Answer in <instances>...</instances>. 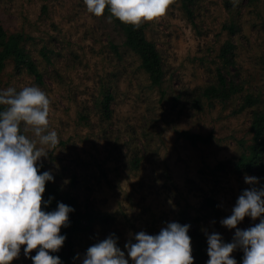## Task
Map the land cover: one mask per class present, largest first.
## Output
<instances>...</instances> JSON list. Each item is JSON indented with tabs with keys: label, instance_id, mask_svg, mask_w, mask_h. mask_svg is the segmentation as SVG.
Listing matches in <instances>:
<instances>
[{
	"label": "rangeland",
	"instance_id": "374dc122",
	"mask_svg": "<svg viewBox=\"0 0 264 264\" xmlns=\"http://www.w3.org/2000/svg\"><path fill=\"white\" fill-rule=\"evenodd\" d=\"M108 16L89 13L84 0H0V26L25 37V50L42 74L40 84L10 59L0 89L37 85L47 94L48 128L59 140L40 163L80 209L108 216L88 235L73 238L77 264L109 235L127 257L130 234H156L172 221L190 225L197 264L195 249L199 236L207 241L205 231L232 241L235 229L220 221L252 187L245 175L264 185L258 162L246 171L235 168L254 144L253 113L264 108V0H169L165 14L142 22L160 54L161 87L151 86ZM228 42L233 54L223 55ZM219 72L237 87L227 102L202 95L218 84ZM247 96L257 105L250 106ZM22 131L34 139L30 129ZM184 132L210 140L193 145ZM258 222L246 216L237 227ZM23 248L11 264H33ZM240 250L231 254L237 264Z\"/></svg>",
	"mask_w": 264,
	"mask_h": 264
},
{
	"label": "clouds",
	"instance_id": "9594fccd",
	"mask_svg": "<svg viewBox=\"0 0 264 264\" xmlns=\"http://www.w3.org/2000/svg\"><path fill=\"white\" fill-rule=\"evenodd\" d=\"M89 13L99 17L107 9L121 23L138 26L165 14L169 0H84ZM50 100L37 85L0 89V264H11L21 246L33 264H62L58 252L66 235L61 228L69 223L74 209L57 202L55 209L46 210L52 197L43 199L46 182L54 181L51 170L39 171L47 149L58 144V134L49 129ZM30 129L34 139L22 131ZM39 145V146H38ZM252 185L238 196L231 214L221 219L222 226L235 229L231 242L218 232L205 231L206 264H237L232 257L236 249L244 253L241 264H264V185L256 186L258 178L245 175ZM42 204L44 207L42 208ZM259 222L246 229L237 225L245 218ZM189 224L167 222L158 233L141 230L132 235L124 249L114 235L89 246L81 264H193ZM134 241V242H133Z\"/></svg>",
	"mask_w": 264,
	"mask_h": 264
},
{
	"label": "trees",
	"instance_id": "16d2710c",
	"mask_svg": "<svg viewBox=\"0 0 264 264\" xmlns=\"http://www.w3.org/2000/svg\"><path fill=\"white\" fill-rule=\"evenodd\" d=\"M186 3V7H187ZM105 13L110 16L107 9ZM115 24L120 28L125 37L124 45L132 50L136 55H138L141 61V68L149 75L152 87H161L164 81V69L162 66V61L160 58L159 51L157 50L155 44L148 40L146 35V27L142 23L138 26H133L130 24L121 23L118 19L112 18ZM24 36L20 34H8L5 29L0 26V72L3 70L6 62L8 60H13L17 67L24 65L28 68V71L35 77L38 83H42V74L37 69L35 63L32 62L29 54L26 52L24 47ZM223 55L233 54V45L229 42L222 49ZM229 62V61H227ZM233 63V62H231ZM237 92V87L226 80L222 73H218V84H212L206 87L202 91V95L207 99H218L221 102H227L233 94ZM110 96H107L106 102L103 104L105 107H109ZM247 103L254 107L258 103V99L253 96H247ZM198 106V103H196ZM196 106V107H197ZM254 119L252 122V130L254 134V144L246 147L245 151L239 159L236 169L241 171H246L252 169L251 164H258L261 171L264 172V108L257 110L253 113ZM182 136L186 140L191 142L193 145H197L198 141L209 142V138L202 137L197 134H189L188 132L182 133ZM247 154H250L249 156ZM262 156V160H261ZM39 163V171H45L42 163ZM134 167H139V162L136 160L134 162ZM52 197L51 203L47 206L46 210L55 209L57 202H63L71 206L74 211L69 213V223L66 227L61 228V234L66 235V239L59 249L58 252L51 253L60 257L62 264H77L78 258L75 251V244L73 238L79 237L81 235L87 234L91 231L92 225L98 220L107 219L108 216H103L95 211L82 210L79 208L77 200L71 196L69 193L62 192L58 186L53 182H46L45 192L43 193V199L47 200ZM44 205L42 204V208ZM199 244L195 249V254L197 255V264H206L209 259L207 255V241L199 236ZM37 249L32 250L29 254V258L36 254ZM243 251H239L238 261L241 263L243 258ZM32 261V260H31ZM33 263V262H32Z\"/></svg>",
	"mask_w": 264,
	"mask_h": 264
}]
</instances>
